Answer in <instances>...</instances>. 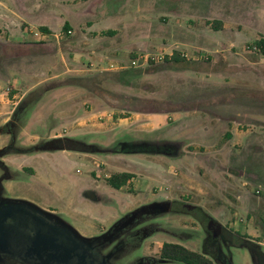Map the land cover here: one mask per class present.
<instances>
[{
	"label": "rangeland",
	"instance_id": "obj_1",
	"mask_svg": "<svg viewBox=\"0 0 264 264\" xmlns=\"http://www.w3.org/2000/svg\"><path fill=\"white\" fill-rule=\"evenodd\" d=\"M262 36L264 0H0V216L24 201L86 239L124 225L98 249L107 264H157L165 242L264 264ZM173 51L185 62L131 65ZM104 72L116 76L97 87L113 104L137 99L130 112L64 85ZM189 102L203 106L158 112ZM57 138L78 151H49ZM123 142L177 152L122 154ZM120 172L133 178L109 188ZM2 246L0 264H18Z\"/></svg>",
	"mask_w": 264,
	"mask_h": 264
},
{
	"label": "trees",
	"instance_id": "obj_2",
	"mask_svg": "<svg viewBox=\"0 0 264 264\" xmlns=\"http://www.w3.org/2000/svg\"><path fill=\"white\" fill-rule=\"evenodd\" d=\"M220 25V22H215ZM216 29V26H214ZM63 31L67 32L69 26L63 25ZM44 34H49V30L40 27ZM258 49V53L264 58V37L253 42ZM164 63L174 65L184 63L185 58L177 51H173L170 56H166ZM162 62V63H163ZM154 64H147L146 67ZM140 72L141 68H138ZM116 74L104 72L95 74L89 78H69L64 85L78 87L93 94L98 99L106 103L110 108H121L125 110L131 108L137 99L122 97L118 98V103L113 104L106 98V92L99 89L97 84L104 78L114 77ZM28 101L25 99L13 112V120L19 118L20 110L25 107ZM203 106L201 103H180L170 105L167 108H159L158 112H176L182 110H192ZM11 123L6 124L5 128ZM69 140H52L48 143V150H69L78 151L69 146ZM118 152L122 154H158L173 157L177 152V146L172 143H131L123 142L118 144ZM133 175L128 172H120L110 175L106 180V185L113 190H120L127 185ZM3 215L0 216V230L6 231L12 237L4 244V256L13 259L18 264H107L105 258L98 253L99 247L105 245L108 239L116 232L123 229H111L106 236L99 238H82L77 233L70 231L61 222L43 212L34 205L24 201H6L3 206ZM5 218V219H3ZM8 218V219H6ZM7 227L8 229H5ZM264 227V224H263ZM247 244V243H245ZM249 245V244H247ZM157 264H214L206 256L175 243H162Z\"/></svg>",
	"mask_w": 264,
	"mask_h": 264
},
{
	"label": "built area",
	"instance_id": "obj_3",
	"mask_svg": "<svg viewBox=\"0 0 264 264\" xmlns=\"http://www.w3.org/2000/svg\"><path fill=\"white\" fill-rule=\"evenodd\" d=\"M40 33H42V32L40 31ZM68 33H69V31H68ZM42 34H44V33H42ZM45 35H48V34H45ZM254 49L257 50V52H258V49L255 46H254ZM165 57L166 56H163V55H156V56L144 55V56H140L139 58H137L135 60H132L131 61V65L133 67H140L142 65H147L149 63L156 64V63H159V62H163V60H164ZM8 91L9 90L7 89V92Z\"/></svg>",
	"mask_w": 264,
	"mask_h": 264
},
{
	"label": "crops",
	"instance_id": "obj_4",
	"mask_svg": "<svg viewBox=\"0 0 264 264\" xmlns=\"http://www.w3.org/2000/svg\"><path fill=\"white\" fill-rule=\"evenodd\" d=\"M46 23H40V27H45V28H47L46 26L47 25H45ZM48 29V28H47ZM50 32V31H49ZM51 33V32H50ZM264 37V36H263ZM7 104H8V99L6 98H4L3 97V94H0V115L1 114H3V112L6 110V107H7ZM166 118V117H165ZM164 118V119H165Z\"/></svg>",
	"mask_w": 264,
	"mask_h": 264
},
{
	"label": "water",
	"instance_id": "obj_5",
	"mask_svg": "<svg viewBox=\"0 0 264 264\" xmlns=\"http://www.w3.org/2000/svg\"><path fill=\"white\" fill-rule=\"evenodd\" d=\"M84 196L89 198L90 200H92V198L94 199V195H93V192H85L84 193Z\"/></svg>",
	"mask_w": 264,
	"mask_h": 264
},
{
	"label": "flooded vegetation",
	"instance_id": "obj_6",
	"mask_svg": "<svg viewBox=\"0 0 264 264\" xmlns=\"http://www.w3.org/2000/svg\"><path fill=\"white\" fill-rule=\"evenodd\" d=\"M3 205H4V204H3ZM2 232H3V231L0 230V233H2ZM1 235H2V234H1ZM1 241H2V240H0L1 246L3 245V246L1 247V251H2V250L4 251V244H3ZM4 254H5V253H4Z\"/></svg>",
	"mask_w": 264,
	"mask_h": 264
}]
</instances>
